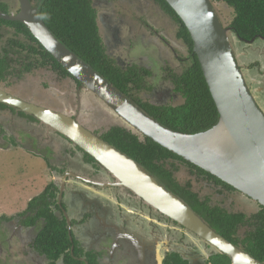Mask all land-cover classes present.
Returning <instances> with one entry per match:
<instances>
[{"label":"flooded vegetation","instance_id":"obj_1","mask_svg":"<svg viewBox=\"0 0 264 264\" xmlns=\"http://www.w3.org/2000/svg\"><path fill=\"white\" fill-rule=\"evenodd\" d=\"M218 3L223 0H213L221 17L223 12ZM1 4L0 11L4 13L16 14L20 10L18 0H1ZM91 5L106 59L121 72L117 77L121 89L114 86L162 123L183 104L178 75L192 63L189 46L179 36V22L160 0H92ZM0 32L3 33L0 54L9 65L5 78H0L1 89L29 103L66 114L103 139L113 126L129 128L105 101L69 72L66 75L38 40L36 44L29 36H17L15 29L7 25L0 24ZM230 39L246 80L264 108V50H261L264 36L249 40L230 35ZM18 42L24 44L17 45ZM26 77L30 81H25ZM5 105H0V147L7 148L6 138L15 141V145L8 143L9 148L25 149L26 142L43 147L42 151L34 150L49 170L45 188L52 185L54 191L49 200L50 210L66 225L69 240L57 256L38 249L35 240L45 220L40 217L25 223L28 216L36 214L26 208L25 213L1 222L3 227L7 221L12 223L8 232L11 250L12 239L25 242L23 248L28 260L34 258L32 264H220L224 256L233 264L202 233L177 222L121 185L109 169L52 126L30 113L22 114L23 110L17 107ZM135 133L141 136L138 131ZM180 173L185 175V183L191 181L201 200L210 198L211 204H219L229 212L244 213L248 219L229 230H221L208 220L203 209L195 210L163 180L149 174L214 231L256 258L254 237L259 222L254 215L261 205L236 188L222 185L219 186L222 192H218V185L211 186L209 178L189 171L184 165ZM202 184L212 191L204 193ZM0 252H4L1 244Z\"/></svg>","mask_w":264,"mask_h":264},{"label":"water","instance_id":"obj_2","mask_svg":"<svg viewBox=\"0 0 264 264\" xmlns=\"http://www.w3.org/2000/svg\"><path fill=\"white\" fill-rule=\"evenodd\" d=\"M18 13L0 11L5 20L20 21L54 58L85 88L106 102L122 123L218 177L264 206V110L248 84L213 0H166L186 25L219 119L196 133L171 129L149 116L97 70L64 45L39 15L31 0H18ZM0 102L32 114L69 138L120 184L161 209L177 222L202 233L233 264H264L214 231L175 194L161 185L136 160L106 142L74 118L29 103L0 88Z\"/></svg>","mask_w":264,"mask_h":264},{"label":"trees","instance_id":"obj_3","mask_svg":"<svg viewBox=\"0 0 264 264\" xmlns=\"http://www.w3.org/2000/svg\"><path fill=\"white\" fill-rule=\"evenodd\" d=\"M39 6V15L54 33V35L70 50L87 62L113 85L120 88L117 79L121 72L106 59V53L98 33L95 13L91 5L92 0H31ZM174 15L179 22V36L187 43L190 49L192 63L178 75V88L183 94V104L171 111L162 124L167 127L183 132H198L206 130L218 122L219 113L203 74L197 54L193 51V40L190 33L166 0H160ZM222 8L230 12V18L221 16L226 26L232 27V34L244 39H254L264 36V0H223ZM0 10L2 4L0 0ZM222 10V12H223ZM4 11L6 9L4 8ZM227 14V13H226ZM0 24L15 29V35H25L33 38L38 44L35 36L20 21L5 20L0 17ZM3 33L0 32V38ZM24 44L17 43V45ZM41 47V45H39ZM44 51V50H43ZM46 51V50H45ZM50 59L62 68L67 75V70L46 51ZM6 61V63H5ZM8 62L0 54V78H5ZM1 106H6L4 103ZM26 112L23 111L22 114ZM137 130L129 127L113 126L104 136V139L118 150L135 159L147 172L155 175L158 179L171 188L180 197L185 199L199 212L202 209L208 220L219 229L229 230L240 221L247 220L244 213L229 212L219 204H211L210 198L203 201L198 192L192 188L191 181L178 178L180 168L184 165L189 171L196 172L209 178V184L216 186L218 192H222L219 186L235 190L234 187L225 183L218 177L205 171L199 166L185 160L183 157L166 149L146 135H138ZM142 137V138H141ZM183 181V182H182ZM54 197L53 186L49 185L43 192L33 197L27 207V211H35V215L28 216L27 222H35L40 217L44 218V225L37 233L35 243L41 251H48L57 256L62 247L69 242L66 225L50 210V198ZM254 217L258 220V234L255 236V257L264 262V207ZM23 211L22 213H25ZM21 212L19 214H22ZM13 216L1 215L0 222L8 220ZM224 259V260H223ZM220 264H229L230 260L224 256Z\"/></svg>","mask_w":264,"mask_h":264},{"label":"rangeland","instance_id":"obj_4","mask_svg":"<svg viewBox=\"0 0 264 264\" xmlns=\"http://www.w3.org/2000/svg\"><path fill=\"white\" fill-rule=\"evenodd\" d=\"M222 4L226 6L225 3ZM222 4L218 3L217 6L219 5V8L223 10ZM227 11L223 10L222 15L230 18L231 14L229 15L230 12ZM143 49V47H138V50ZM261 50H264V44ZM25 81H30V78L26 77ZM5 140L7 148L1 149L0 147V216H10L25 211L29 201L43 192L49 181V170L45 160L35 155L37 151L34 150L36 148L42 151L43 147H35L32 142H26L25 149L15 146L9 148L8 143L13 144L15 141L11 138ZM177 176L181 180L185 178L183 173H179ZM202 185L201 190H204V193L212 191L207 187V184ZM1 222L0 244L4 252H0V264H32L34 258L29 257L28 260V256L25 254L27 251L23 248L25 242L21 244L14 238L11 241L12 250L10 249L8 232L11 231L12 223L7 221L3 227Z\"/></svg>","mask_w":264,"mask_h":264},{"label":"crops","instance_id":"obj_5","mask_svg":"<svg viewBox=\"0 0 264 264\" xmlns=\"http://www.w3.org/2000/svg\"><path fill=\"white\" fill-rule=\"evenodd\" d=\"M15 215V214H14ZM10 216H13V215H10Z\"/></svg>","mask_w":264,"mask_h":264}]
</instances>
